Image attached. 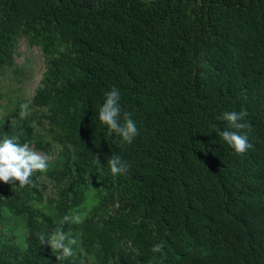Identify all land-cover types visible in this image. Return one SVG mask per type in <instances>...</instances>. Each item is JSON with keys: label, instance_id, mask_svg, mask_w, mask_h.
Segmentation results:
<instances>
[{"label": "trees", "instance_id": "obj_1", "mask_svg": "<svg viewBox=\"0 0 264 264\" xmlns=\"http://www.w3.org/2000/svg\"><path fill=\"white\" fill-rule=\"evenodd\" d=\"M20 40L45 68L0 140L56 154L33 184L0 183V264H264V0H0V78ZM113 88L131 143L98 120ZM242 110L239 155L220 117ZM65 216L76 244L56 260L38 236Z\"/></svg>", "mask_w": 264, "mask_h": 264}, {"label": "clouds", "instance_id": "obj_2", "mask_svg": "<svg viewBox=\"0 0 264 264\" xmlns=\"http://www.w3.org/2000/svg\"><path fill=\"white\" fill-rule=\"evenodd\" d=\"M30 104L28 102L20 105V117L29 115ZM248 113L246 110L240 112L232 111L224 113L220 119L227 122L226 128L221 131L220 136L234 151L245 154L253 147L249 143L246 130H250L251 124L246 121ZM99 122L107 127L109 135L117 134L127 143H131L139 134L134 120L130 114L122 112L120 106V93L113 88L106 94V99L98 111ZM123 121V123L121 122ZM17 137L4 136L0 140V183H18L23 188L33 184L34 173H44L48 169V157L34 150L28 143L20 144ZM94 162L100 164L99 156L93 155ZM108 169L113 176L126 175L130 165L125 163L119 156H112L107 160ZM78 220L79 217L65 216L60 224L48 234H40V244H46L52 252L57 253L56 260L66 259L72 255V247L76 244L75 239H69L64 231V225ZM153 253H161L163 244L157 243L152 247Z\"/></svg>", "mask_w": 264, "mask_h": 264}, {"label": "rangeland", "instance_id": "obj_3", "mask_svg": "<svg viewBox=\"0 0 264 264\" xmlns=\"http://www.w3.org/2000/svg\"><path fill=\"white\" fill-rule=\"evenodd\" d=\"M14 64V68L6 70L0 78V121L9 116L14 99H30L33 96L45 68L40 51L35 47H28L24 40L18 42ZM55 154L56 152L53 151L46 155L49 158L48 162L55 157ZM39 181L41 195L51 196L54 192L51 184L44 177Z\"/></svg>", "mask_w": 264, "mask_h": 264}]
</instances>
